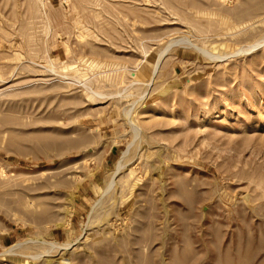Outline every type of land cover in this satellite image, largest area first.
I'll list each match as a JSON object with an SVG mask.
<instances>
[{"label":"rangeland","instance_id":"rangeland-1","mask_svg":"<svg viewBox=\"0 0 264 264\" xmlns=\"http://www.w3.org/2000/svg\"><path fill=\"white\" fill-rule=\"evenodd\" d=\"M0 264H264V0H0Z\"/></svg>","mask_w":264,"mask_h":264},{"label":"bare ground","instance_id":"bare-ground-1","mask_svg":"<svg viewBox=\"0 0 264 264\" xmlns=\"http://www.w3.org/2000/svg\"><path fill=\"white\" fill-rule=\"evenodd\" d=\"M45 6V5H44ZM184 44H186V43H184ZM197 50H198V52L199 53H201L202 55H204V56H207V52L205 51V50H203V49H201V48H199V47H195ZM157 65H155L154 66V68H153V75L155 76L156 75V70H157ZM52 71L53 72H55V70H54V68L52 69ZM152 75V76H153ZM149 85V84H148ZM91 91H92V89H90ZM93 94H95V93H93ZM97 95H102L101 93H96ZM135 132H137V130L135 131Z\"/></svg>","mask_w":264,"mask_h":264}]
</instances>
